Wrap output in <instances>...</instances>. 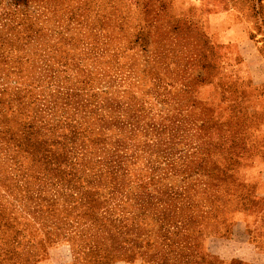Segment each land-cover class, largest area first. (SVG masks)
<instances>
[{
  "label": "rangeland",
  "instance_id": "rangeland-1",
  "mask_svg": "<svg viewBox=\"0 0 264 264\" xmlns=\"http://www.w3.org/2000/svg\"><path fill=\"white\" fill-rule=\"evenodd\" d=\"M0 264H264V0H0Z\"/></svg>",
  "mask_w": 264,
  "mask_h": 264
}]
</instances>
